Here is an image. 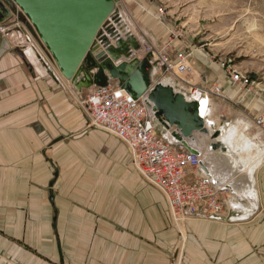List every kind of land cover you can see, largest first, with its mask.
Segmentation results:
<instances>
[{
  "label": "crops",
  "instance_id": "obj_1",
  "mask_svg": "<svg viewBox=\"0 0 264 264\" xmlns=\"http://www.w3.org/2000/svg\"><path fill=\"white\" fill-rule=\"evenodd\" d=\"M117 5L128 31L133 21L149 40L167 46L173 60L195 40L201 46L188 59L201 86L216 83L225 95L241 99L223 64L204 51L210 46L202 35L208 0ZM10 15L15 21L2 25L0 35V264H168L181 241L162 195L132 169L116 137L89 125L80 105L89 88L79 91L66 81L28 28ZM140 51L133 52L139 59ZM167 79L153 69L151 86L174 87ZM219 105L213 103L204 118L213 126L210 135L234 127L243 132L226 123L219 131ZM200 135L192 145L217 184L227 188L230 212L221 222H185L182 264H264V136L250 139L258 158L245 170L225 146L211 149L217 139Z\"/></svg>",
  "mask_w": 264,
  "mask_h": 264
},
{
  "label": "built area",
  "instance_id": "obj_2",
  "mask_svg": "<svg viewBox=\"0 0 264 264\" xmlns=\"http://www.w3.org/2000/svg\"><path fill=\"white\" fill-rule=\"evenodd\" d=\"M115 1L118 4V0ZM139 43L143 56L151 55L156 73L168 78L175 92L196 104L199 113L203 103L211 108L213 103L226 102L222 88L216 83L203 87L199 75V83L192 82L190 75L194 70L188 54L178 52L173 60L166 51ZM223 67L228 71L231 86L246 85L247 81L233 68ZM81 104L89 125L116 137L126 147L132 169L160 192L181 238L179 249L183 247L182 226L186 221L221 222L227 218L230 212L227 188L217 184L199 153L189 152L174 139L172 134L176 129H166L143 98H134L114 83L90 87ZM252 123L264 136V116L254 117ZM181 261L182 255L178 252L169 264Z\"/></svg>",
  "mask_w": 264,
  "mask_h": 264
},
{
  "label": "water",
  "instance_id": "obj_3",
  "mask_svg": "<svg viewBox=\"0 0 264 264\" xmlns=\"http://www.w3.org/2000/svg\"><path fill=\"white\" fill-rule=\"evenodd\" d=\"M11 13L77 90L106 85L108 79L117 81L134 98L145 97L161 124L176 129L174 139L189 152L198 153L186 140L194 133L210 134L196 104L169 85L151 86V55L139 59L133 54L141 47L127 33L115 0H0V28L14 23ZM210 138L215 140L214 135ZM217 148L224 151L222 144H211L212 150Z\"/></svg>",
  "mask_w": 264,
  "mask_h": 264
},
{
  "label": "rangeland",
  "instance_id": "obj_4",
  "mask_svg": "<svg viewBox=\"0 0 264 264\" xmlns=\"http://www.w3.org/2000/svg\"><path fill=\"white\" fill-rule=\"evenodd\" d=\"M119 12L121 14L123 12L120 7L117 12L118 15ZM128 15L131 18L129 13ZM202 17L207 29L202 35L207 37L210 43V46H204V51L215 55L212 59L216 60L218 65L223 64L234 68L247 81L246 85L238 84L240 92L237 93V96L241 97L238 101L237 98L233 99V97L225 95L226 102L221 103L215 109V122L218 124L217 127L219 126V131L221 127L225 126V123L228 128L237 125L243 127V132L250 140L258 133L252 123L253 118L264 116V0H208V7L206 10H202ZM232 22L235 23L232 24ZM130 24L131 31L125 29L127 33L134 35L138 42L152 45L159 50L166 51L168 55L170 54L167 49L165 50L167 46L157 45L156 42L149 40L146 32L136 27L133 21ZM193 42L191 48L185 52L189 58L190 50L194 46L197 48L201 46L195 40ZM194 71L190 75V79L193 83H197L199 77ZM187 76L181 75L183 78ZM86 93L87 91L80 96V103L85 99ZM80 105L82 107V104ZM242 120L244 121L242 122ZM214 131L213 135L216 140L221 131L219 133ZM223 162L225 166L230 164V161L225 158H223ZM166 210L169 222L172 223L167 205ZM179 240L181 241V238ZM179 250L182 255L184 245ZM182 262L183 259L180 264Z\"/></svg>",
  "mask_w": 264,
  "mask_h": 264
},
{
  "label": "bare ground",
  "instance_id": "obj_5",
  "mask_svg": "<svg viewBox=\"0 0 264 264\" xmlns=\"http://www.w3.org/2000/svg\"><path fill=\"white\" fill-rule=\"evenodd\" d=\"M17 10V9H16ZM17 12V11H16ZM14 15V14H13ZM16 18H17V15H15ZM18 20V19H17ZM0 31H1V28H0ZM138 42V40H137ZM139 43V42H138ZM140 44V43H139ZM141 47V46H140ZM142 51V49H141ZM134 52V51H133ZM144 53V52H143ZM137 55V54H136ZM225 68V67H223ZM234 69V68H233ZM225 72H226V75L228 76L229 78V82H230V77H229V74H228V71L227 69L225 68ZM58 78V77H57ZM167 79V78H166ZM168 81V80H167ZM157 84V83H156ZM165 84V83H164ZM231 84V82H230ZM232 85V84H231ZM238 85V84H236ZM89 90V89H88ZM87 90V91H88ZM142 98H145V97H142ZM208 111L210 112L209 108L208 107H205V103L202 104V107H200V116L204 119L205 116H206V113H208ZM211 114V113H210ZM211 116V115H210ZM211 121V120H210ZM205 124H206V127L209 128V130H212V125L211 123L208 121L206 122L204 120ZM210 125H211V128H210ZM230 128V127H229ZM240 129V128H239ZM237 129V127L235 128H232L231 130H227V132H225L222 136H219V138H217V142L218 144H222L223 146H225L226 148V152H227V155L229 156H233L234 159L236 160H239V162H241L242 164V168H244L245 170H250L252 168V166L256 163V158L257 155H255L256 153H254L253 151V147H255V144L253 142H250V140L248 139V137H246L247 135H245L241 130ZM200 134V133H198ZM197 133H194L193 134V137L190 139V140H186V144L188 146H190L191 148H194L195 150H197L193 145L192 143L195 142L196 140V137L198 135ZM209 134H210V131H209ZM208 136L209 135H205V134H201L200 136ZM211 136V135H210ZM213 136V135H212ZM203 138V136H202ZM210 138V137H209ZM208 138V139H209ZM205 140V139H204ZM207 140V139H206ZM254 141V139H253ZM197 142V141H196ZM198 143V142H197ZM205 143V141H204ZM203 143V145H204ZM196 146V145H195ZM258 146V145H257ZM203 147V146H202ZM200 148V147H199ZM207 148V147H206ZM202 149V148H201ZM205 150V149H204ZM258 151V150H257ZM197 152L200 154V152L197 150ZM197 153V154H198ZM206 153V152H205ZM212 156V155H211ZM203 157V156H202ZM209 157V156H208ZM228 157V156H227ZM229 160V158H228ZM231 160V159H230ZM235 160V161H236ZM211 164V163H210ZM222 164V163H221ZM218 170H219V167H218ZM228 172V170H227ZM230 172V171H229ZM247 173V172H246ZM249 173V172H248ZM247 173V174H248ZM237 179V178H236ZM145 181V180H144ZM179 251V250H178ZM3 262V261H2ZM6 263V262H4ZM170 263V262H169ZM168 263V264H169ZM7 264V263H6Z\"/></svg>",
  "mask_w": 264,
  "mask_h": 264
}]
</instances>
